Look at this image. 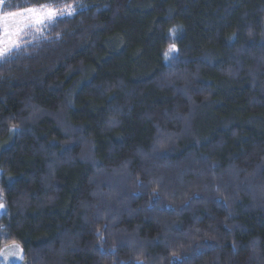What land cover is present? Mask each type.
Returning a JSON list of instances; mask_svg holds the SVG:
<instances>
[{"label":"trees","instance_id":"1","mask_svg":"<svg viewBox=\"0 0 264 264\" xmlns=\"http://www.w3.org/2000/svg\"><path fill=\"white\" fill-rule=\"evenodd\" d=\"M38 5L74 13L0 59V252L264 264V0Z\"/></svg>","mask_w":264,"mask_h":264},{"label":"snow or ice","instance_id":"2","mask_svg":"<svg viewBox=\"0 0 264 264\" xmlns=\"http://www.w3.org/2000/svg\"><path fill=\"white\" fill-rule=\"evenodd\" d=\"M3 2L4 0H0V4ZM65 14L52 5H38L0 14V59L7 58L14 49L21 47L23 37L29 34L28 29L40 32L48 23L55 22L58 16ZM67 14L71 15L72 11L68 10ZM2 207L0 204V208Z\"/></svg>","mask_w":264,"mask_h":264},{"label":"rangeland","instance_id":"3","mask_svg":"<svg viewBox=\"0 0 264 264\" xmlns=\"http://www.w3.org/2000/svg\"><path fill=\"white\" fill-rule=\"evenodd\" d=\"M32 7H35V6H32ZM55 8L58 9V10L64 11L66 14L63 15V16H68L69 15V14H67L68 10H71L72 11V14L74 13L73 12V10H74V7L73 6H65V7H60V8L55 7ZM19 11H22V10H19ZM13 12H17V11H13ZM4 13H7V12L3 11L2 4H0V14H4ZM63 16H58L56 18V20L59 19V18H61V17H63ZM50 24L51 23H48L47 26L50 25ZM46 27H44L42 29V31H40V32H35L31 28L28 29V33L29 34L28 35H25L23 37V41H22L21 46L25 43V40L27 38H30L31 36H34L35 34H40L41 32H43V30ZM0 204L3 205V207L0 208V213H2V212L5 211L6 207H5V205L3 203L0 202ZM16 246H18V247H16ZM0 262L6 263V264H9V263L26 264V260L23 258V250H22V247L19 244H14L13 246H10V247H8L6 249H3L0 252Z\"/></svg>","mask_w":264,"mask_h":264}]
</instances>
